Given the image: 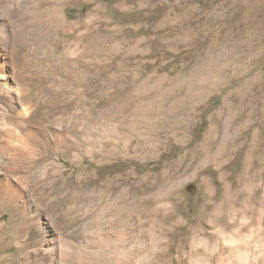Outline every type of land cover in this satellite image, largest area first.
Returning <instances> with one entry per match:
<instances>
[{
    "label": "rangeland",
    "instance_id": "1",
    "mask_svg": "<svg viewBox=\"0 0 264 264\" xmlns=\"http://www.w3.org/2000/svg\"><path fill=\"white\" fill-rule=\"evenodd\" d=\"M31 1L13 61L37 179L18 176L64 263L264 264V0ZM1 203L0 264H41Z\"/></svg>",
    "mask_w": 264,
    "mask_h": 264
},
{
    "label": "bare ground",
    "instance_id": "2",
    "mask_svg": "<svg viewBox=\"0 0 264 264\" xmlns=\"http://www.w3.org/2000/svg\"><path fill=\"white\" fill-rule=\"evenodd\" d=\"M26 1L29 4L32 3L31 0H13L11 4L8 3L9 0H0V101L3 104L0 113V132L4 133L2 139L0 138V202L3 203L9 199L17 213L31 222L30 229L32 230L30 235L26 237V243H31L34 247L32 254L30 253L31 255L36 257L41 264H65V260L74 256L76 252L71 249V246L67 245L68 243L63 242L62 235L56 231L53 224L54 220L51 222L52 217H49L47 209L41 208V204L37 203L36 194L38 192L35 194L33 190L27 189V186L22 184L21 177L18 176V172L22 168L29 172V177L36 174L33 165L24 163L25 160L27 161L33 156L31 141L36 132L32 127L33 114L29 108L23 105L19 95V71L13 61L16 44L18 45L19 40V27L13 10L19 6L17 2L24 4ZM32 55L34 54H31V50H28L25 56L29 61H32L30 59ZM6 116H11L12 119L8 120ZM53 131L55 134L52 136L58 140V144H63L65 135L60 130ZM98 133L97 129L93 127L92 141L95 148L98 147L99 143ZM78 196H80V193L72 192L73 199ZM84 214H87V212L84 211Z\"/></svg>",
    "mask_w": 264,
    "mask_h": 264
}]
</instances>
